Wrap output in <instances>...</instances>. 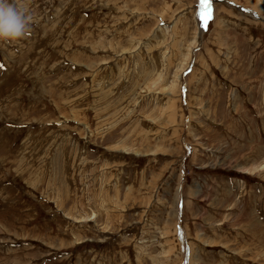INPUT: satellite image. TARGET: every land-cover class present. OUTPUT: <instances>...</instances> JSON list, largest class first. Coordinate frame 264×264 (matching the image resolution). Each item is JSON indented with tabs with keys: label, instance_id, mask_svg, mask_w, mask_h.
<instances>
[{
	"label": "rangeland",
	"instance_id": "rangeland-1",
	"mask_svg": "<svg viewBox=\"0 0 264 264\" xmlns=\"http://www.w3.org/2000/svg\"><path fill=\"white\" fill-rule=\"evenodd\" d=\"M19 2L0 264H264V0Z\"/></svg>",
	"mask_w": 264,
	"mask_h": 264
},
{
	"label": "clouds",
	"instance_id": "clouds-1",
	"mask_svg": "<svg viewBox=\"0 0 264 264\" xmlns=\"http://www.w3.org/2000/svg\"><path fill=\"white\" fill-rule=\"evenodd\" d=\"M19 0H0V41L17 42L29 32L31 15Z\"/></svg>",
	"mask_w": 264,
	"mask_h": 264
},
{
	"label": "snow or ice",
	"instance_id": "snow-or-ice-1",
	"mask_svg": "<svg viewBox=\"0 0 264 264\" xmlns=\"http://www.w3.org/2000/svg\"><path fill=\"white\" fill-rule=\"evenodd\" d=\"M201 7L204 9V11L200 14L205 20L210 18L211 12V0H201ZM2 67V65H0Z\"/></svg>",
	"mask_w": 264,
	"mask_h": 264
},
{
	"label": "bare ground",
	"instance_id": "bare-ground-1",
	"mask_svg": "<svg viewBox=\"0 0 264 264\" xmlns=\"http://www.w3.org/2000/svg\"><path fill=\"white\" fill-rule=\"evenodd\" d=\"M201 9H202V7H201Z\"/></svg>",
	"mask_w": 264,
	"mask_h": 264
}]
</instances>
